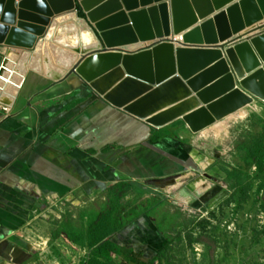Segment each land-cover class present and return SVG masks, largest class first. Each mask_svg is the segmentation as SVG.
I'll return each instance as SVG.
<instances>
[{
	"label": "crops",
	"instance_id": "0c3cea01",
	"mask_svg": "<svg viewBox=\"0 0 264 264\" xmlns=\"http://www.w3.org/2000/svg\"><path fill=\"white\" fill-rule=\"evenodd\" d=\"M3 60L0 46V68ZM4 106L0 264H84L92 253L88 227L114 214L123 226L110 237L119 249L111 264L157 262L181 215L151 182L198 178L207 167L187 142L185 122L153 129L108 105L76 74L55 80L34 70Z\"/></svg>",
	"mask_w": 264,
	"mask_h": 264
},
{
	"label": "water",
	"instance_id": "95a60500",
	"mask_svg": "<svg viewBox=\"0 0 264 264\" xmlns=\"http://www.w3.org/2000/svg\"><path fill=\"white\" fill-rule=\"evenodd\" d=\"M77 4L101 48L66 75L76 74L108 105L151 128L186 124L209 104L220 90L200 91L208 74L195 75L211 73L218 61L228 66L239 95L264 100V0H0V46L32 50L52 19L77 13ZM179 33L180 41L169 38ZM148 39L157 40L132 50L113 46ZM224 190L187 186L182 199L206 213Z\"/></svg>",
	"mask_w": 264,
	"mask_h": 264
},
{
	"label": "rangeland",
	"instance_id": "374dc122",
	"mask_svg": "<svg viewBox=\"0 0 264 264\" xmlns=\"http://www.w3.org/2000/svg\"><path fill=\"white\" fill-rule=\"evenodd\" d=\"M170 38L177 39V35ZM9 48L2 46L4 56ZM238 115L243 116L236 118ZM222 122L219 125L225 132L222 136H216L212 127L198 133L189 128L191 135L187 142L207 159V167L196 176L204 177L210 184L223 185L225 189L206 213L193 210L190 202L182 199L183 189L196 177L153 181L149 186L152 192L166 197L181 215L170 232L168 246L154 264H264L262 181L256 178L255 166L245 164L244 153L237 149L241 142L249 146L254 139L264 138V101L255 99ZM234 171L249 174L252 179L246 180L243 188H234L236 179H228ZM56 226L50 229L55 230Z\"/></svg>",
	"mask_w": 264,
	"mask_h": 264
},
{
	"label": "bare ground",
	"instance_id": "6f19581e",
	"mask_svg": "<svg viewBox=\"0 0 264 264\" xmlns=\"http://www.w3.org/2000/svg\"><path fill=\"white\" fill-rule=\"evenodd\" d=\"M88 14L92 17L91 12H88ZM262 23H264V19L259 24ZM257 25L255 24L254 26ZM163 36L165 35L163 34ZM181 36L182 33H179L177 34V39H174L180 41ZM156 40L148 39L137 41V43L133 44L113 46H123L127 50H132L146 47ZM98 47L96 36L90 27L86 25V21L79 18L75 11L64 12L58 17H54L47 34L44 38L39 39L31 51L9 48V51L5 53L0 68V104H12L29 70H34L45 77L59 80L71 71L75 65L77 66L80 63L83 54L98 50ZM259 50L264 55V45ZM213 65L217 66L214 68L210 66L213 68L211 73L208 71L209 68H205L203 71L200 70L195 77L208 74L206 80L200 86V91L207 89L220 91L214 93L213 99L209 104L195 111L196 115L188 118L186 124L195 133L212 127V129L216 130V136H222V133H225L219 127L223 123L222 121L254 101L249 96L239 95L238 87L233 83V78L230 75L232 73L226 70L227 65L225 62L218 61ZM85 68L86 65L80 71V74L84 77ZM208 105L211 106L209 107ZM242 116L238 115L236 118H241ZM210 187L211 184L204 177L197 178L190 185V189L198 192L207 191Z\"/></svg>",
	"mask_w": 264,
	"mask_h": 264
},
{
	"label": "trees",
	"instance_id": "16d2710c",
	"mask_svg": "<svg viewBox=\"0 0 264 264\" xmlns=\"http://www.w3.org/2000/svg\"><path fill=\"white\" fill-rule=\"evenodd\" d=\"M77 14L79 17L86 19V15L77 4ZM237 149L244 153L243 161L248 166H255L256 178L262 181L261 189L264 191V138L254 139L251 145L240 143ZM229 180L235 178L236 185L234 188H243L244 183L250 181L252 177L249 174H244L240 171L232 172L228 176ZM248 184V183H247ZM262 213L264 214V201L261 204ZM122 221L118 215H110L106 218L100 216L95 223L88 227L86 235V247L92 250L90 258L84 264H111V256H119V249L111 244L110 237L122 228ZM62 232V231H60ZM67 239L76 245L83 242V237L70 236L67 234ZM158 260V259H157ZM153 261L151 264H154Z\"/></svg>",
	"mask_w": 264,
	"mask_h": 264
},
{
	"label": "built area",
	"instance_id": "2783aa9c",
	"mask_svg": "<svg viewBox=\"0 0 264 264\" xmlns=\"http://www.w3.org/2000/svg\"><path fill=\"white\" fill-rule=\"evenodd\" d=\"M47 217V216H46Z\"/></svg>",
	"mask_w": 264,
	"mask_h": 264
}]
</instances>
